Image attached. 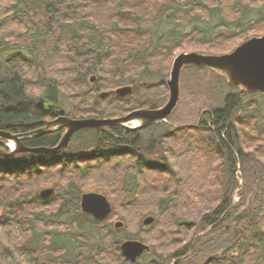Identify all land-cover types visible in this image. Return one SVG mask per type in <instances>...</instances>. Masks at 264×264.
Segmentation results:
<instances>
[{"label":"trees","instance_id":"obj_1","mask_svg":"<svg viewBox=\"0 0 264 264\" xmlns=\"http://www.w3.org/2000/svg\"><path fill=\"white\" fill-rule=\"evenodd\" d=\"M263 28L264 0H0V123L39 114L38 96L61 108L63 94L79 118L157 108L176 50L228 53ZM179 81L175 125L154 124L157 136L111 129L77 160L0 157V264H264V116L243 113L254 92L227 93L218 72L190 64ZM89 191L108 199L106 218L80 210ZM127 233L149 247L135 262L120 251Z\"/></svg>","mask_w":264,"mask_h":264},{"label":"water","instance_id":"obj_2","mask_svg":"<svg viewBox=\"0 0 264 264\" xmlns=\"http://www.w3.org/2000/svg\"><path fill=\"white\" fill-rule=\"evenodd\" d=\"M207 67L218 72L224 77L231 88H237L246 92H264V28L259 36H252L236 46L231 52L224 54H204L195 51L180 52L172 60L166 85L168 90L167 99L161 106L150 109H138L121 116L111 118H68L61 116L52 122L46 123L54 128H64L65 133L56 147L28 148L18 140L11 137L8 132L0 130V136L13 139L15 147L8 152H1V156L11 157L19 152H58L65 148L71 135L77 130L84 128H115L121 127L126 130H139L157 123L167 122L173 109L180 98L179 78L184 65ZM94 77L90 78L93 81ZM114 92L123 97L131 92L130 85L117 87ZM49 106V105H47ZM62 113V111H60ZM134 122V125H129ZM53 188H43L39 191L41 197L52 194ZM80 210L91 215L96 220L107 217L111 211L108 199L99 192H83L79 198ZM154 220L153 216L143 218V225L147 226ZM122 221H115L114 228H120ZM123 257L130 262H135L149 247L138 239H123L120 244Z\"/></svg>","mask_w":264,"mask_h":264},{"label":"flooded vegetation","instance_id":"obj_3","mask_svg":"<svg viewBox=\"0 0 264 264\" xmlns=\"http://www.w3.org/2000/svg\"><path fill=\"white\" fill-rule=\"evenodd\" d=\"M35 104L37 108L40 110L39 114L31 116L29 110H26V117L14 119L12 121H7L5 123H0V130L4 132H8L11 137L14 139H18L23 146L28 148H37V147H46V148H53L56 147L59 142L61 141L65 129L64 128H57L53 127L52 125H47L46 123L52 122L61 116L68 117V118H79V117H72L68 114V111L61 108H55L56 103L52 100H47L43 97H37L35 99ZM49 105V106H47ZM62 111V113H60ZM86 118V117H85ZM153 126V125H151ZM141 128L139 130H145L149 127ZM111 129H121L123 131H137V130H126L121 127L115 128H84L77 130L74 132L70 139L68 140L67 145L64 149L58 152H19L15 155L8 157V156H1V158H8V159H18L19 155L22 153H27L33 156L37 162H48V161H67V160H77L80 155L83 156L86 153H93L95 152L94 148V141H91L93 135L101 136L103 134L111 135ZM97 131V134L95 133ZM88 137H91L88 140ZM77 140V142H75ZM15 147V142L13 139L5 138L0 136V151L1 152H8ZM91 160V157H89ZM93 161V160H92ZM52 187V186H51ZM49 188V187H44ZM53 188V187H52ZM54 192V188H53ZM52 192V193H53ZM50 194L49 196H51ZM81 195V194H80ZM47 196V197H49ZM45 197V198H47ZM80 198V196H79Z\"/></svg>","mask_w":264,"mask_h":264},{"label":"rangeland","instance_id":"obj_4","mask_svg":"<svg viewBox=\"0 0 264 264\" xmlns=\"http://www.w3.org/2000/svg\"><path fill=\"white\" fill-rule=\"evenodd\" d=\"M254 17L257 18L258 17V13L255 14ZM198 24H200L201 26L202 25L204 26L206 23H201L200 22ZM141 26L143 28H152L154 30H159V29H157V27L154 24L150 23L149 21L141 22ZM181 52H184V51H181ZM174 53H175V56H176L178 53H180V50H176ZM142 80L143 81H158L159 78L158 77L149 76V77L142 78ZM179 88H180V83H179ZM235 92H236L235 88L229 87L228 90H227V93H233L234 94ZM58 97H59V101L58 102H59L60 106L65 110V112H67L68 111V104L66 103L67 101L64 99V95L60 94V95H58ZM60 99H62V100H60ZM182 100H183V96H182V93L180 91L179 102H181ZM249 102H253L252 107H247L243 111L244 114L255 115L258 119H260L262 116H264V92H254L252 94V96L249 98ZM206 109L207 108H206L205 104L200 105V112L201 113L203 111H205ZM191 122H192L191 119L188 120V123H191ZM167 123H169L171 126L175 125V123L172 122V121H169ZM129 125H134V122H129ZM162 131H163V127H159L157 130L155 128L151 127V128H148V129L144 130L141 133V135L143 137L147 138V137L157 136ZM75 142H77V140ZM236 194L237 193H235L233 195V200L234 201H237V199H238V196ZM113 221L115 222V221H118V220H113ZM86 235L87 236H86L85 239H83L80 242H78L79 247H77L80 250V252L82 254H84V255L91 251V249L93 248L94 243H96L97 238H98L97 233H96V229H94V228H90ZM123 238L124 239H132L133 235L130 234V233H127L126 235L121 234V239L123 240ZM148 260H150V256L145 257V259H144L145 262H147Z\"/></svg>","mask_w":264,"mask_h":264}]
</instances>
